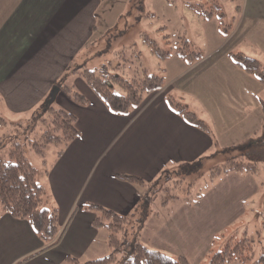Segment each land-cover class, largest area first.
<instances>
[{
  "label": "crops",
  "instance_id": "0c3cea01",
  "mask_svg": "<svg viewBox=\"0 0 264 264\" xmlns=\"http://www.w3.org/2000/svg\"><path fill=\"white\" fill-rule=\"evenodd\" d=\"M218 1L235 4L230 32L223 36L214 20L199 47L182 30L177 37L185 34L202 56L188 65L171 51L163 62L162 87L145 93L128 112L116 113L71 67L93 63L114 42L94 33L100 0H0V116L18 122L46 102L72 113L78 130L54 152L49 167L45 160V167L37 168L63 229L58 243L43 249L26 219L0 211V264H73L68 256L82 262L106 255L107 231L92 225L96 211L87 208L89 202L142 219L140 242L181 254L189 264L202 263L213 238L254 211L247 206L264 185V170L225 173L193 198L155 204V197L136 209L143 188L118 177L151 182L183 162L234 150L261 129L264 85L229 52L257 57L264 65V0ZM60 78H69L60 85L75 88L86 102L55 86ZM169 98L207 128L186 119Z\"/></svg>",
  "mask_w": 264,
  "mask_h": 264
},
{
  "label": "trees",
  "instance_id": "16d2710c",
  "mask_svg": "<svg viewBox=\"0 0 264 264\" xmlns=\"http://www.w3.org/2000/svg\"><path fill=\"white\" fill-rule=\"evenodd\" d=\"M188 4L201 19L215 17L218 31L223 36H226L232 29L233 23L224 20L225 13L222 11V6L218 0H199V7L190 2ZM140 37L150 52L158 58L164 60L170 55V49L160 46L147 33H140ZM162 41L164 45L169 42L168 34L162 35ZM120 52L123 56L121 61L108 60L104 67L99 70L85 66H73L72 64L71 67L75 73L84 78L109 110L116 113H126L141 103L145 93L161 88L164 77L161 72H149L147 68L142 66L133 67L130 65L131 61L124 57V50ZM117 53L119 54V52ZM174 53L188 65L202 56L199 48L194 46L185 34L177 37ZM229 56L242 70L264 85V65L260 59L237 51L229 52ZM109 68L115 69V72H110ZM159 70L163 72V66H160ZM61 81L60 78L55 86L69 93L75 101L86 102V98L71 86L60 85ZM169 100L186 119L198 126L207 128L206 124L186 106L175 103L172 98ZM260 101L264 112V100L260 98ZM8 125L13 126L11 128L14 131L11 133L3 132L0 135V211L7 212L15 218L26 219L43 242V249H45L58 243L63 229L57 220L56 208L49 204L45 189L37 182V177L41 171L30 163L25 155V150L31 149L37 153H42L48 144H66L67 141L78 135L75 117L72 113L55 108L45 102L31 112L30 120L26 124L7 122L0 116V127L7 128ZM36 126H41L38 133L35 131ZM10 137L11 141L7 145L6 140ZM263 139L264 121L257 135L236 146L241 147L242 150L224 162L209 168L208 181L211 182L225 173L254 174L262 170V162H264ZM200 164V159L183 162L179 164L177 169L189 173L196 170ZM118 177L143 188L141 200L134 206L135 209L143 206L145 201L153 200L157 189L166 188L163 186L165 183L172 182L178 185L180 182L183 185L181 179L171 181L172 177L167 170L162 171L151 182H145L137 176L124 173H119ZM191 184L192 182H189L185 187ZM189 187H186L183 192H188ZM200 193L201 191L196 192L197 195ZM173 197L177 198L178 195L175 194ZM86 206L88 209L96 211L92 225L95 228L104 227L106 229V244L109 252L104 256L82 262L75 257L68 256L67 258L73 264H189L185 256L181 254L170 255L161 249L148 247L138 240L137 233L132 240H129L128 229L130 224L134 220H139L137 218L132 219V213L119 214L92 202L87 203ZM221 236L217 247L208 249L207 262L200 264H228L230 262L264 264V242L260 244V249L257 251L247 229L243 231L242 236H239L237 231L228 235L221 234Z\"/></svg>",
  "mask_w": 264,
  "mask_h": 264
},
{
  "label": "rangeland",
  "instance_id": "374dc122",
  "mask_svg": "<svg viewBox=\"0 0 264 264\" xmlns=\"http://www.w3.org/2000/svg\"><path fill=\"white\" fill-rule=\"evenodd\" d=\"M198 1L199 0H100L95 13L97 24L94 33L97 36L104 33L107 37V42L112 40H114V42L94 56L93 59L95 61L87 64L86 67L99 70L104 67L108 60L121 61V57L123 56L120 51L124 50V57L131 61L130 65L133 67L142 66L147 68L149 72L163 73L162 70H159V67L164 66L163 62L165 59L162 60L150 52L143 43L140 33H147L150 37L155 39L160 46L174 51L177 35L183 30L193 39L195 45L199 47L202 46L204 30L208 32L210 27L213 28V22L216 18H211V21L210 19L209 21H207V19H201L188 4L190 2L199 7ZM227 3L228 1L226 3L224 2L225 5L222 4V11L225 13L224 20L226 22H232L237 10L235 4ZM163 34H168L169 42L166 45H164L162 41ZM117 52H119L120 56H118L119 54ZM109 71L114 73L115 69L109 68ZM79 76V78L85 81L80 74ZM62 81L69 83L71 80L69 78H64ZM83 92L86 93L85 91ZM30 117L31 114L19 116L18 123L26 124L30 120ZM11 127L13 126L8 125L7 128H3V130L1 128V130L2 132L11 133L14 131ZM40 128L41 126H36L35 131L38 133ZM10 141L11 137L6 140V144L8 145ZM60 146L61 145L48 144L42 153L26 149L25 155L34 167H45V160H47V167H49L50 159H52L54 152ZM239 150H242L241 147H237L231 151L214 153L204 160H201L199 167L189 173L181 172L178 169L169 171L172 177L171 181L181 179L183 185L180 182L178 185L172 182L168 184L165 183L163 186H166V188L156 190V198L154 197L155 204L165 198L171 201L175 198L173 197L175 194L178 195L179 199H186L195 197L198 191L206 190L209 184V168L236 155ZM262 164V170H264V162H262ZM45 177L46 176H44V178ZM37 182L39 184L41 183L39 175L37 177ZM189 182H192V184L189 185L190 187L186 186L189 187V191L185 193L183 192L184 189H186L185 185ZM157 187L159 188L158 185ZM262 193H264V185L255 198V202L249 203L247 206V208L250 206L254 207V211L250 212L248 210L246 217H243L244 222H236L228 227L226 226L224 231L218 233L217 236L213 238V249L217 247L218 242L222 238V233L228 235L231 232L237 231L239 236H242L245 229H247L249 235H251L253 246L257 251L260 249V244L264 242V198L262 196L264 194ZM46 195L48 196V194ZM145 204L148 203L145 202ZM141 221L142 219L138 221L134 220L130 224L128 229L129 240H132L134 236H136V233H141ZM206 262L207 257L203 259L202 263Z\"/></svg>",
  "mask_w": 264,
  "mask_h": 264
}]
</instances>
